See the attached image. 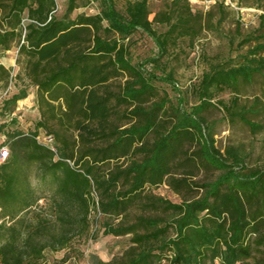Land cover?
Masks as SVG:
<instances>
[{
	"label": "trees",
	"instance_id": "trees-1",
	"mask_svg": "<svg viewBox=\"0 0 264 264\" xmlns=\"http://www.w3.org/2000/svg\"><path fill=\"white\" fill-rule=\"evenodd\" d=\"M161 1L155 11L151 0H127L124 10L100 0L99 13L72 16L78 4L69 0L58 16L56 0H0V52L18 48L41 114L30 132L9 128L16 118L2 124L10 152L0 165V210L11 223H0V264H48L49 251L93 237V210L107 218L104 235H131L120 256L93 254V264H264V166L241 146L223 152L206 117L219 107L252 134L264 131L252 118L264 114V100L239 96L258 77L264 91V40L241 62L211 63L194 88L198 103L187 107L156 84L175 86V72L148 65L159 66L181 39L194 46L212 10ZM138 31L160 56L134 62L129 39ZM12 78L0 63V82ZM225 93L230 101L219 98ZM28 94L4 98L1 113L12 115ZM41 130L56 150L38 139ZM162 184L183 200L149 189Z\"/></svg>",
	"mask_w": 264,
	"mask_h": 264
},
{
	"label": "rangeland",
	"instance_id": "rangeland-1",
	"mask_svg": "<svg viewBox=\"0 0 264 264\" xmlns=\"http://www.w3.org/2000/svg\"><path fill=\"white\" fill-rule=\"evenodd\" d=\"M56 1V14L62 16L68 8L69 0ZM126 1L116 0L121 10H124ZM221 2H225L226 5L219 7ZM77 4L78 7L72 16H76L80 12L95 14L101 10L100 0H77ZM191 4L195 11L208 12L212 10V17L208 19L203 34L197 39L194 46L186 39H181L177 46H173L170 52L162 57L159 66L148 65L149 70L159 75L175 72V86L168 81H158L156 84L162 94L168 92L175 102L182 99L187 107L198 103L194 88L203 73L210 68L211 63L241 62L243 56L256 46L259 38L264 40V23L262 21L264 0H191ZM161 6V0H151L152 10L158 11ZM153 18L154 13L151 15V19ZM156 27L161 31L165 30L164 26L157 24ZM129 47L135 63L160 56V50L155 40L143 31L132 35L129 39ZM18 52L17 47H13L7 52H0V63L10 68L13 76L8 84L0 82V98L4 96L8 88L10 95L19 92L22 88H26L29 94L26 98L18 101L12 115L5 116L0 111V147L7 146L9 148L5 143L6 135L2 124L16 118L17 121L11 122L9 128L30 132L35 129V124L41 115L37 104V86L32 84L27 77L23 61L18 60ZM239 96L242 104H253L257 96L264 100L261 78L258 77L252 84L245 85ZM232 97V93H225L219 98L230 101ZM214 101L217 102V100ZM206 117L214 125L217 143L223 152L229 146H241L249 151V162L252 165L264 166V131L256 135L252 134L247 125L239 121L232 122L230 116L219 107H211L206 112ZM252 118L264 122V114H254ZM38 139L56 150L53 136L45 130H41ZM70 163L72 166H77L73 160ZM34 176L37 180L38 170H34ZM149 189L173 202L183 200V197L167 184ZM94 195H96L95 192ZM45 202L42 200L40 204L45 205ZM91 220L93 237L77 239L72 249L49 251L47 253L48 264H93L91 261L93 254L108 261L120 256L126 250L130 244L131 235L121 237L104 235L103 223L107 218L96 210L92 211Z\"/></svg>",
	"mask_w": 264,
	"mask_h": 264
},
{
	"label": "built area",
	"instance_id": "built-area-1",
	"mask_svg": "<svg viewBox=\"0 0 264 264\" xmlns=\"http://www.w3.org/2000/svg\"><path fill=\"white\" fill-rule=\"evenodd\" d=\"M227 3H229V2H227ZM9 95H10V89L8 88V89L6 90V92L4 93V96H2V97L0 98V102H1L4 98L8 97ZM9 152H10V150H9V148H8L7 146H2V147H0V165H1L2 163H4V162L8 159V157H9ZM5 221L8 222V223H11L9 217H2V216H1V210H0V223L5 222Z\"/></svg>",
	"mask_w": 264,
	"mask_h": 264
}]
</instances>
